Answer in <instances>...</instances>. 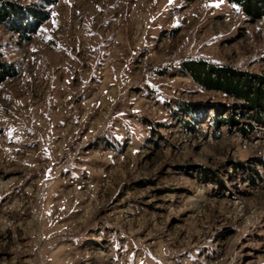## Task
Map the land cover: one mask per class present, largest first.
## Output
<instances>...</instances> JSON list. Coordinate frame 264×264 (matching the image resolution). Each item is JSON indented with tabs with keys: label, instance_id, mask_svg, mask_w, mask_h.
<instances>
[{
	"label": "rangeland",
	"instance_id": "374dc122",
	"mask_svg": "<svg viewBox=\"0 0 264 264\" xmlns=\"http://www.w3.org/2000/svg\"><path fill=\"white\" fill-rule=\"evenodd\" d=\"M9 1L47 18L29 39L0 23V264H264V123L181 67L264 76V17Z\"/></svg>",
	"mask_w": 264,
	"mask_h": 264
},
{
	"label": "trees",
	"instance_id": "16d2710c",
	"mask_svg": "<svg viewBox=\"0 0 264 264\" xmlns=\"http://www.w3.org/2000/svg\"><path fill=\"white\" fill-rule=\"evenodd\" d=\"M237 5L252 20L264 17V0H227ZM43 11L18 5L9 0H0V23L6 24L17 33L29 39L30 31H34L39 24L46 20ZM181 67L188 72L193 81L207 90L223 92L229 97L241 100V106H246L252 112H257L256 119L264 123V76L261 74L239 70L229 65H216L204 59H188L181 63ZM16 74V70L9 63L0 62V82L8 76ZM221 115L218 110L214 118ZM221 118V117H220ZM222 122L231 125L235 122L233 116L222 118Z\"/></svg>",
	"mask_w": 264,
	"mask_h": 264
}]
</instances>
